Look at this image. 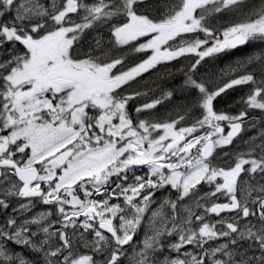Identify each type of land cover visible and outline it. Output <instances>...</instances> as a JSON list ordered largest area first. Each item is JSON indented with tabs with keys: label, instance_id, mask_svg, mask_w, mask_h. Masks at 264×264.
Masks as SVG:
<instances>
[{
	"label": "snow or ice",
	"instance_id": "1",
	"mask_svg": "<svg viewBox=\"0 0 264 264\" xmlns=\"http://www.w3.org/2000/svg\"><path fill=\"white\" fill-rule=\"evenodd\" d=\"M0 264H264V0H0Z\"/></svg>",
	"mask_w": 264,
	"mask_h": 264
}]
</instances>
